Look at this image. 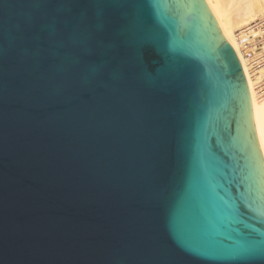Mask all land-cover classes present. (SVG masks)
I'll list each match as a JSON object with an SVG mask.
<instances>
[{
	"label": "water",
	"instance_id": "1",
	"mask_svg": "<svg viewBox=\"0 0 264 264\" xmlns=\"http://www.w3.org/2000/svg\"><path fill=\"white\" fill-rule=\"evenodd\" d=\"M256 192L249 90L204 0H0V264H239L196 249L264 231L240 216Z\"/></svg>",
	"mask_w": 264,
	"mask_h": 264
},
{
	"label": "bare ground",
	"instance_id": "2",
	"mask_svg": "<svg viewBox=\"0 0 264 264\" xmlns=\"http://www.w3.org/2000/svg\"><path fill=\"white\" fill-rule=\"evenodd\" d=\"M204 1L241 64L249 90L256 137L264 161V96H260V90H257L264 79V57L253 66L247 63L241 52V41L258 35L251 27L264 18V0Z\"/></svg>",
	"mask_w": 264,
	"mask_h": 264
},
{
	"label": "snow or ice",
	"instance_id": "3",
	"mask_svg": "<svg viewBox=\"0 0 264 264\" xmlns=\"http://www.w3.org/2000/svg\"><path fill=\"white\" fill-rule=\"evenodd\" d=\"M143 2L146 6L157 9L161 0H143ZM170 51H176L174 44L170 46ZM242 208L243 211L240 212V216L251 212L252 218L256 219L257 223L264 222V195L260 192H256L255 195L250 193L249 197L245 198ZM174 217L175 223L177 225L183 223L186 229L196 231L202 228L201 217L191 210L188 199L177 202ZM238 223H243L244 227H231L224 233L225 238L232 241L226 249L222 244L205 240L201 247L196 250L202 255L226 258L239 262V264H244V261L251 257L264 256V231L252 224L244 223L243 220L238 221ZM183 234L182 232L181 235Z\"/></svg>",
	"mask_w": 264,
	"mask_h": 264
},
{
	"label": "built area",
	"instance_id": "4",
	"mask_svg": "<svg viewBox=\"0 0 264 264\" xmlns=\"http://www.w3.org/2000/svg\"><path fill=\"white\" fill-rule=\"evenodd\" d=\"M257 24L251 28L258 32V35L248 37L241 41V52L248 64L256 65V62L260 61L264 57V18L257 21ZM264 61V59L262 60ZM259 64V63H257ZM260 86L257 90H260L259 95L264 96V79L259 83Z\"/></svg>",
	"mask_w": 264,
	"mask_h": 264
},
{
	"label": "rangeland",
	"instance_id": "5",
	"mask_svg": "<svg viewBox=\"0 0 264 264\" xmlns=\"http://www.w3.org/2000/svg\"><path fill=\"white\" fill-rule=\"evenodd\" d=\"M259 86H260V84H259ZM259 86H258V87H259ZM258 87H257V88H258Z\"/></svg>",
	"mask_w": 264,
	"mask_h": 264
}]
</instances>
